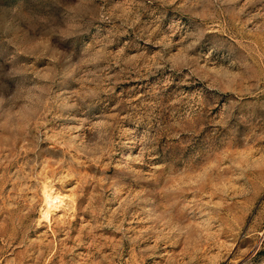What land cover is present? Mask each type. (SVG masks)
Returning <instances> with one entry per match:
<instances>
[{
	"label": "rangeland",
	"instance_id": "374dc122",
	"mask_svg": "<svg viewBox=\"0 0 264 264\" xmlns=\"http://www.w3.org/2000/svg\"><path fill=\"white\" fill-rule=\"evenodd\" d=\"M0 264H264V0H0Z\"/></svg>",
	"mask_w": 264,
	"mask_h": 264
}]
</instances>
